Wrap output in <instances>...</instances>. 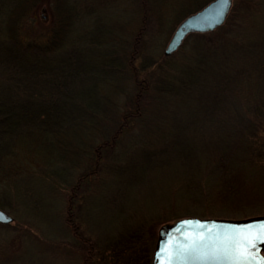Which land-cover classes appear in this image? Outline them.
Masks as SVG:
<instances>
[{
  "label": "rangeland",
  "instance_id": "1",
  "mask_svg": "<svg viewBox=\"0 0 264 264\" xmlns=\"http://www.w3.org/2000/svg\"><path fill=\"white\" fill-rule=\"evenodd\" d=\"M136 8L130 0H113L98 19L85 16L76 23L73 17L65 24L54 20L50 0H38L25 17L33 21L28 33L44 41L42 34L57 22L71 37L70 43L43 53L12 44L0 16V166L12 171L23 163L29 169L0 186V209L13 217L9 224L0 223V264H82L87 243L75 237L65 213L70 187L78 183L92 151L74 140L80 164L43 161L37 158L38 145L31 139L22 143L18 135L38 128L60 136L78 127L84 118L108 109L107 96L119 104L123 97L108 93L118 85L126 90L130 79L146 81L158 103L169 94L168 140L152 141L165 131L155 111L146 119L148 127L138 132L147 142L133 136L136 127L129 130L133 135L124 133L117 146L103 150L107 157L99 161L97 174L80 186L79 232L101 248L142 226L150 234L143 240L142 256L148 258L149 237L154 239L151 257L162 224L191 216L264 215V107L252 109L258 93L264 106V0H232L223 27L193 33L184 44L188 35L169 56L164 49L173 32L148 29L146 45L129 63L108 43H95L96 34L90 32L98 26L121 29L124 35L123 30L137 27ZM109 113L118 116L115 130L121 110L115 106ZM63 144L55 143L62 153ZM223 193L231 197L222 199Z\"/></svg>",
  "mask_w": 264,
  "mask_h": 264
},
{
  "label": "trees",
  "instance_id": "2",
  "mask_svg": "<svg viewBox=\"0 0 264 264\" xmlns=\"http://www.w3.org/2000/svg\"><path fill=\"white\" fill-rule=\"evenodd\" d=\"M0 1L2 3L0 4V16L2 15L3 22H6L4 26V34L6 35L7 39L12 44L16 45V47L35 49L36 51L43 53L61 47L59 45L62 42L66 41L64 45L70 43L71 37L69 38L68 35H66L68 30H65V22L69 21V19L71 20L73 17L78 18L76 23L84 20L85 16H91L94 18V20L98 19L100 14H102L101 12H103V10L113 0H50L54 20L61 19L64 20V23L63 25H60L57 22L54 23L47 34H42L44 41H41L42 39L40 34L36 33V35L31 36L28 33L27 24L30 23L32 25L33 21L25 20V17L30 15L32 9L35 7V3L38 0ZM211 1L212 0H134L133 2V0H130V2L135 5V8L138 6L135 9V26H137L135 29L123 30L124 35H122L121 29H110L108 31L107 29L104 30V27L98 29L97 26V31L93 32L92 30L90 34H96L94 39L95 43L101 45L108 43L109 45L107 46L121 52L123 58H125V60L129 61L130 63L140 54L141 47L143 48V46L146 45L144 35L147 33L148 29L155 30L154 33L156 34L162 33L164 31H167L171 34L189 13L201 9ZM191 35L188 36L184 44L187 43L188 39H191V37L194 36ZM130 80H132L131 84L128 85L126 90L124 89L125 87L120 88L119 90L118 88L120 85H118L117 87L115 86L113 88L114 93H112L111 90L110 93H108L113 96H117L118 94L120 97L122 96L123 100H120L119 104L117 102L114 103L113 98L105 96L106 99L104 101L108 105V109H105L103 112H101V114L97 113L98 115H95V113L93 115H89L88 117L84 118L80 126L71 128L69 131L65 130L64 132H60V136L58 132L46 131L48 133H43L40 129L38 130V128L35 129L37 132L32 131L29 133H20L18 135V139L21 140L22 143L25 140L31 139L36 145H38L36 148L37 152L39 153H36L37 158L41 157L43 161L54 158L53 162L68 164L71 167L77 166L78 161L80 164L82 154L81 151L77 152L75 145H72L74 140H79L80 144H87L91 149L90 151L93 153V155L92 153L89 154L90 152L88 153L89 155L87 154L88 158L86 159V162L88 163V167L86 166V169L81 174L82 176L80 175L78 177V183L75 181L76 184L74 183L70 187V190L72 189L73 192L70 195V205L65 213L66 222L71 226L75 237H79L80 240H82L84 243H87V248H85V251H83L85 255L83 257L82 264H89L88 259L89 262L91 261L93 264H151L152 255L150 257V253L154 242L153 237H149L150 249L147 250L149 251V257L147 258L142 256L144 252L143 240L145 241L147 234H149L147 228L144 231V228L139 226L137 230L134 231L133 229L130 231V233L127 232L120 234L122 236L118 235L117 237L113 238V240L110 241L106 247L99 248L96 246L94 241L91 239H86V236L79 232L80 230L77 228L75 223V217H77L76 208L78 207L82 189L80 186L83 185L87 179H90V177H94V175L97 174L99 161L106 155V153L103 151L105 148L117 146L124 133L128 132L129 135H133L129 132L131 128L137 127L136 129H139L137 134L135 133L133 135L135 138H138V132L142 128H147L148 124H150V122H147L146 119L150 116L153 118L155 111L156 115L158 116L156 118L161 121L160 124H163L165 131L161 134L159 133L160 135L154 138L152 141L162 142L164 140H168L166 135L170 132V130L166 129L164 120L166 118L165 113L169 111L167 103L169 94H163L162 96L164 98L159 100L160 103H158V100L155 101L150 97V86L146 81L139 82L137 80L134 81V79ZM136 89L137 92L135 91ZM256 95L257 96L255 98H252L253 101L256 102V105L253 104L252 108L254 111L256 108L261 109V107H264L263 97L260 93ZM115 106L119 107L121 110V118L118 128L112 130L117 123L118 116H112V114L110 115L109 109L112 108L113 111ZM169 116L172 118L171 114ZM167 123L169 124L168 118ZM170 126L172 131L175 132L173 120L171 121ZM252 126L255 125H251V127ZM150 131V129L143 130V132L147 133ZM241 133H239L240 137ZM152 134L153 133L151 132V135ZM58 141L64 143V153L57 150L55 143ZM141 141L144 143L148 141L145 137V134L143 135L142 139L138 138V142L141 143ZM90 158L94 160L93 164H91ZM1 162L2 161H0V163ZM24 169H26V172H29V169L23 163H17V165L13 167L12 171L8 166L3 167L1 165L0 186L5 185L6 181L4 180H6L9 176L15 173H22ZM230 190L233 191L232 196L242 198L240 194L236 195L238 193L237 189ZM222 195V199L231 197L230 194L226 193H223Z\"/></svg>",
  "mask_w": 264,
  "mask_h": 264
},
{
  "label": "water",
  "instance_id": "3",
  "mask_svg": "<svg viewBox=\"0 0 264 264\" xmlns=\"http://www.w3.org/2000/svg\"><path fill=\"white\" fill-rule=\"evenodd\" d=\"M232 7L223 0H212L185 17L174 30L164 55L176 52L188 35L208 33L220 28ZM13 217L0 209V223L9 224ZM264 229V215L244 218L183 217L162 224L157 231L151 264H264V242L251 243ZM227 255L222 262L198 259L205 255Z\"/></svg>",
  "mask_w": 264,
  "mask_h": 264
},
{
  "label": "snow or ice",
  "instance_id": "4",
  "mask_svg": "<svg viewBox=\"0 0 264 264\" xmlns=\"http://www.w3.org/2000/svg\"><path fill=\"white\" fill-rule=\"evenodd\" d=\"M229 3V0H223V4L227 5ZM251 243H253V245L255 243H259V242H264V229H261L259 234H255L253 236L252 241H250ZM198 259H202V260H206V261H215V262H222V261H227L232 259L231 257L224 255H217V254H211V255H205L203 257H198Z\"/></svg>",
  "mask_w": 264,
  "mask_h": 264
}]
</instances>
